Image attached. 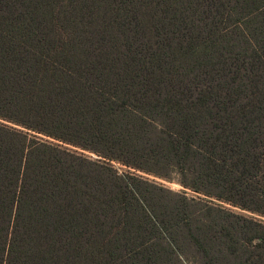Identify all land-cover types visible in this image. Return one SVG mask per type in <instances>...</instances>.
I'll use <instances>...</instances> for the list:
<instances>
[{
    "label": "trees",
    "instance_id": "trees-1",
    "mask_svg": "<svg viewBox=\"0 0 264 264\" xmlns=\"http://www.w3.org/2000/svg\"><path fill=\"white\" fill-rule=\"evenodd\" d=\"M181 257L264 264V0H0V264Z\"/></svg>",
    "mask_w": 264,
    "mask_h": 264
},
{
    "label": "rangeland",
    "instance_id": "rangeland-1",
    "mask_svg": "<svg viewBox=\"0 0 264 264\" xmlns=\"http://www.w3.org/2000/svg\"><path fill=\"white\" fill-rule=\"evenodd\" d=\"M114 165H115V167L117 168V170L119 171V172H124L125 170H127V168L125 167V166H123V165H120L119 163H115L114 162ZM128 171V170H127ZM141 172V171H140ZM143 179H147V180H149V181H151L152 183H155V184H157V185H160V186H163V187H166V188H168V189H170V190H172V191H174V192H180V191H183L185 188H183L177 181H176V176L174 175L173 177H172V180H170V181H168V180H165V179H162V178H159V177H156V176H153V175H151L150 176V174H146V175H144V174H139ZM185 191V190H184ZM185 193H187V196L188 197H193V198H196L195 196V194H193L191 191H189V190H187V192H185ZM222 205H224V206H226V207H230L231 209H233V210H235V211H238V212H243L242 210H240V209H238V208H236V207H231V206H229L228 204H222ZM245 213H247V212H245ZM182 258V261H183V264H192V262L191 261H187V260H185L183 257H181Z\"/></svg>",
    "mask_w": 264,
    "mask_h": 264
}]
</instances>
